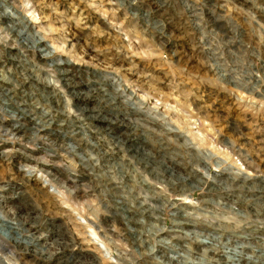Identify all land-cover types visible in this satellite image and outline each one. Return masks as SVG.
<instances>
[{
  "label": "rangeland",
  "instance_id": "obj_1",
  "mask_svg": "<svg viewBox=\"0 0 264 264\" xmlns=\"http://www.w3.org/2000/svg\"><path fill=\"white\" fill-rule=\"evenodd\" d=\"M0 5V264H264V0Z\"/></svg>",
  "mask_w": 264,
  "mask_h": 264
},
{
  "label": "bare ground",
  "instance_id": "obj_2",
  "mask_svg": "<svg viewBox=\"0 0 264 264\" xmlns=\"http://www.w3.org/2000/svg\"><path fill=\"white\" fill-rule=\"evenodd\" d=\"M160 4V3H159ZM162 8V7H161ZM2 7L0 5V24H2L4 21L5 23L7 22L8 24H5V26L1 27L2 29L4 30H8V32L13 31L15 33V36H16V39L20 41L21 44H23L24 46V49H27V48H32L34 44H36L39 40L37 38V36H34V34L32 33H28V25H26L25 23H23L24 21L19 19L18 17L14 16L13 14H10L9 12H7V10L4 8L3 10H1ZM27 10V9H26ZM1 29V30H2ZM5 33V32H4ZM3 33V34H4ZM10 34V33H7V35ZM9 38V37H8ZM6 39V38H5ZM15 39V38H14ZM13 40V39H12ZM42 43V42H41ZM30 44V46L28 45ZM40 41L38 42V46L36 47H33L36 49V52L37 55L40 57V59L42 58V56H46V54H48V49L50 48H46L44 46H40ZM58 47V46H57ZM59 48V47H58ZM49 64H53L55 68V72L58 76V81L59 82H63V84L61 83V86L63 88L64 87H67V88H71V91L75 94V95H80L79 92H84V89H80V90H77L78 86H81V83L80 82H73L72 80V75L70 77V74L72 73L70 70H67L63 67L60 66V63H55V61H50ZM70 73V74H69ZM74 77V76H73ZM97 80V79H96ZM3 81V82H2ZM46 81V80H45ZM56 81V82H58ZM82 82V81H81ZM4 83V84H2ZM84 83V82H83ZM0 85H1V90L4 92V94L6 93H9V94H14L15 91H14V88L16 87H13L12 86V83L9 79L7 80H3L2 77H0ZM4 85H6L7 87L4 88ZM97 87V86H96ZM76 88V89H74ZM86 90H87V93L88 94L89 92L91 91H94L96 90L95 87H86ZM99 90V89H98ZM101 90V89H100ZM83 95V94H82ZM81 96V95H80ZM87 96V95H86ZM1 100V99H0ZM85 104L88 105V103L91 104L94 103L93 100H85V98L82 96V99ZM4 105H6L5 103H3ZM24 105V104H23ZM21 107V106H20ZM76 109V112L81 114L83 119H79L78 121H76L77 124H81L82 121H84V119H90L91 121L92 120H101L109 125H112V124H115V119L114 120H111L110 117H107L106 115H102V112L97 110L95 107L91 106L90 107H87V106H81V107H75ZM21 109H24V110H20L21 113H28L27 117L31 118V119H37L36 118V115L34 116V110L32 107L28 108V107H23ZM45 115V114H44ZM74 115V114H73ZM41 117H44V116H41ZM40 117V118H41ZM28 119V118H27ZM73 119V118H72ZM42 120V119H41ZM75 120V119H74ZM20 121H21V118H20ZM90 121V123H91ZM24 122V121H23ZM36 122V121H35ZM86 122V121H85ZM19 124L15 123V126L16 128L14 130H17V132L21 131L19 128L22 127L21 123L18 121ZM134 124V123H133ZM12 125V124H11ZM45 125V124H43ZM137 125V124H136ZM46 127V126H45ZM75 127H78V125H76ZM93 130L91 131L93 134H98L100 132V130H103V127H92ZM8 129V128H7ZM36 130H38L36 127H35ZM10 130V129H9ZM13 130V131H14ZM128 133V132H127ZM114 136V135H113ZM96 137V136H95ZM139 138V137H138ZM115 147L119 148L120 146H125L128 138H121L120 135L116 136L115 137ZM129 147V146H127ZM162 147V146H161ZM166 147V146H165ZM128 150L132 151L131 154L132 156L134 155H138L140 160L139 162L142 160L145 164L144 167H148L149 166V161H152L150 160V158L152 157V154L145 150L143 147L137 145V144H131V146L128 148ZM127 150V151H128ZM164 150V149H163ZM163 152V151H162ZM165 152V151H164ZM153 159V158H152ZM172 163V162H171ZM150 164H152L150 162ZM121 165V164H120ZM153 166V165H152ZM166 171V170H165ZM156 172V171H155ZM171 173V172H170ZM183 180V178H182ZM203 180V179H201ZM205 182V181H204ZM200 183V182H199ZM203 184V183H201ZM14 229V228H12ZM203 244H201L202 246L200 248H197V247H192L194 249H200L202 250V262L200 263H196V264H207V261L204 260V254L203 253H206L208 252L207 250V238H206V243H204V241L202 242ZM207 244V245H206ZM207 249V250H206ZM212 249H215V246H212ZM227 249H231V250H235L234 247L233 248H227ZM212 251V250H211ZM234 253V252H233ZM162 254V253H161ZM195 254V253H194ZM233 256V254H232ZM197 257V256H195ZM234 257V256H233ZM204 261V262H203ZM213 260L209 261V263H211Z\"/></svg>",
  "mask_w": 264,
  "mask_h": 264
}]
</instances>
